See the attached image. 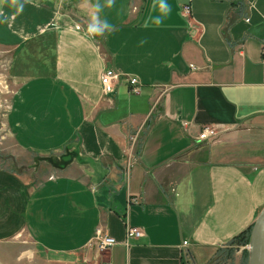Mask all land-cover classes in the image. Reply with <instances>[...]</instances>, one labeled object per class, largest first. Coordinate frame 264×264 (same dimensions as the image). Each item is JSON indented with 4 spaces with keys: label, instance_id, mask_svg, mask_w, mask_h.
Segmentation results:
<instances>
[{
    "label": "crops",
    "instance_id": "1",
    "mask_svg": "<svg viewBox=\"0 0 264 264\" xmlns=\"http://www.w3.org/2000/svg\"><path fill=\"white\" fill-rule=\"evenodd\" d=\"M56 5L0 0L18 86L6 126L41 158L0 167V243L74 259L99 230L116 244L97 264H207L264 208V0ZM106 69L123 78L109 96ZM205 125L251 134L249 159L219 158L197 141ZM128 225L144 236L127 241Z\"/></svg>",
    "mask_w": 264,
    "mask_h": 264
},
{
    "label": "rangeland",
    "instance_id": "2",
    "mask_svg": "<svg viewBox=\"0 0 264 264\" xmlns=\"http://www.w3.org/2000/svg\"><path fill=\"white\" fill-rule=\"evenodd\" d=\"M36 2L48 4L50 7H57L56 0H36ZM14 51H0V167L11 168L25 173L28 169L35 167V164L38 166L41 158L21 151L11 138L6 126V114L11 98L18 87L12 82L10 68L8 67L10 57H13ZM122 79L121 77L120 80ZM217 129L220 131V134L213 142L209 143L215 149L224 148L225 152H220L219 158L237 161L249 159L247 153L249 149H253L242 145L250 146L253 144L249 142L251 134L226 131L221 128ZM238 143L244 144L240 145ZM234 146H240V148L234 150ZM53 159L55 160V158H51L47 162L52 164L54 162L52 161ZM55 162L57 161L55 160ZM36 250L35 245L24 237L4 241L0 243V264H97L100 259L99 253H103L98 250L94 242L88 248L80 251L74 259L57 258L42 251L35 253ZM189 257L185 260L184 264H193ZM207 264H250L249 244L245 242L241 243L239 240L230 241L219 247Z\"/></svg>",
    "mask_w": 264,
    "mask_h": 264
},
{
    "label": "built area",
    "instance_id": "3",
    "mask_svg": "<svg viewBox=\"0 0 264 264\" xmlns=\"http://www.w3.org/2000/svg\"><path fill=\"white\" fill-rule=\"evenodd\" d=\"M183 11L186 14L191 13V5L185 4L183 5ZM76 30H81L82 26L80 24L75 25ZM192 66V65H191ZM121 75L118 71L115 69H106L102 75V85H103V92L104 95L109 96L111 94L115 93L116 86L121 81ZM126 81L132 86V91L138 93L141 87V81L135 77V76H127ZM220 134V131H218L217 127H214L212 125H205L200 130L197 141L200 142H213L218 135ZM126 236L127 241L131 239H139L144 236V233L142 229H140L137 226L128 225L126 228ZM95 246L98 247V250L100 252H104L109 250L113 245L116 244L115 238L103 234L101 231L98 230L96 240L94 241ZM188 242L184 241V245H187Z\"/></svg>",
    "mask_w": 264,
    "mask_h": 264
},
{
    "label": "water",
    "instance_id": "4",
    "mask_svg": "<svg viewBox=\"0 0 264 264\" xmlns=\"http://www.w3.org/2000/svg\"><path fill=\"white\" fill-rule=\"evenodd\" d=\"M249 251L250 264H264V208L252 227Z\"/></svg>",
    "mask_w": 264,
    "mask_h": 264
},
{
    "label": "trees",
    "instance_id": "5",
    "mask_svg": "<svg viewBox=\"0 0 264 264\" xmlns=\"http://www.w3.org/2000/svg\"><path fill=\"white\" fill-rule=\"evenodd\" d=\"M252 227L253 226H251L247 230L243 231L242 233H240L239 235H237L236 237H234L232 239V242L239 240L241 243H244L245 242V243L249 244L250 243V235H251Z\"/></svg>",
    "mask_w": 264,
    "mask_h": 264
},
{
    "label": "clouds",
    "instance_id": "6",
    "mask_svg": "<svg viewBox=\"0 0 264 264\" xmlns=\"http://www.w3.org/2000/svg\"><path fill=\"white\" fill-rule=\"evenodd\" d=\"M165 7H166V6H165ZM104 27H107V24H106V23H105V25H103V26H98V25H96V24H91V25L89 26L90 30H91V31H94V32H102Z\"/></svg>",
    "mask_w": 264,
    "mask_h": 264
}]
</instances>
